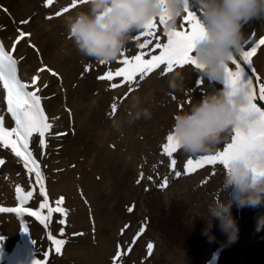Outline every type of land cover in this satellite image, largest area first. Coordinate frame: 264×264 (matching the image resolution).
<instances>
[{
    "label": "rangeland",
    "instance_id": "rangeland-1",
    "mask_svg": "<svg viewBox=\"0 0 264 264\" xmlns=\"http://www.w3.org/2000/svg\"><path fill=\"white\" fill-rule=\"evenodd\" d=\"M13 1L0 0L1 9L13 12L9 8ZM27 4L29 7L11 22V28L0 23V42L17 60L18 70L22 73L28 90L36 91L41 87L36 86V80L31 81L28 78L32 72L28 67L29 63L21 56L18 59L15 51H19L22 42L27 44L34 32L42 28L45 33L39 37L40 42L43 38L55 36L52 42L48 43L46 40L44 46L38 43L39 48H35L39 52L40 61L49 65L59 50L67 49L61 42L67 33L64 32V22L60 21L61 15L57 16L53 11L44 13L40 6H36V0H27ZM25 21L27 22L22 23ZM185 26L186 22L181 19L177 29ZM163 27L158 23L156 31L162 33ZM20 32L26 35L21 37ZM245 33L247 39L244 50H250L259 39L264 38V22L246 25ZM2 34L6 38L9 37L12 45L10 49ZM138 34L139 32L133 33L132 43L127 44L124 50L129 57L133 53L138 54L137 45L144 40V37H141L139 42L135 41L134 37ZM161 40H164L162 34L155 38V42ZM263 46L258 48L257 53ZM72 47L75 45L72 44L70 49ZM144 51L148 56L153 54L156 51L155 43ZM261 54V57L252 59L255 74L260 81H264V49ZM121 59L120 56L118 60L108 64L92 60L89 62V69L92 74L97 72V76L98 71L105 75L107 71L122 66L119 64ZM60 62L63 63L62 60ZM97 63L99 65L96 69L94 65ZM39 69L41 67L37 66L36 70ZM177 71L184 77L183 87L173 90L169 88L168 81ZM80 80L84 81L83 91L77 94L80 100H88L84 96L90 93V89L99 103L103 100V104L98 108L97 133L87 137L88 143H91L88 158L82 160L81 172L71 178L73 181L79 180L76 191L70 192L77 193L85 210L84 215L80 214L78 219L70 217L67 207L68 185L60 190L50 186L55 184L58 176L63 177L64 183L71 181L66 176L69 165L65 164L67 155L63 154L62 146L68 143L64 139L76 133L77 126L69 119H62L60 114L54 115L51 102L56 93H40L41 107L52 128L44 137L46 147L38 146L39 134L33 133L29 148L40 164L49 203L55 206V201L62 197V206L67 215L65 218L59 213H53L47 221L48 226L45 227L29 215L24 217L15 213H0V237L4 238L0 240V264H10L9 254L15 243H20L28 253V264H34L37 259L42 264H94L87 260L85 250L91 245L97 249L101 241L96 239L101 238L108 244L106 250L100 254L103 264H264V227L257 230L258 222L264 217V202L256 207H239L233 203L231 213L239 229L235 242H229L228 235L220 228L219 220L213 222L210 232L205 235L208 205L214 199H223L226 195L220 191L224 166L219 162L204 164L189 174L185 171L186 160H197L202 155L193 156L178 149L174 157H167L162 152L166 137L171 133L174 115L186 111L204 94L222 85H212L206 80L201 83L193 65H176L173 71L167 74L154 70L153 74L138 85L132 86L121 78L105 81L92 75ZM117 81L119 86L113 89L111 83ZM101 85L104 89H101ZM42 89L45 90L44 85ZM58 96L64 104L66 90L59 92ZM72 100V97L67 99L70 112ZM137 101L138 106L134 109L132 105ZM47 103L49 108L45 109L43 104L47 106ZM113 104L117 105L115 112L112 109ZM143 108L151 111V118H134L135 112ZM0 115L4 116L5 124L9 128L15 126L6 110L2 82ZM58 133L63 135H57ZM233 134L230 133L217 151L210 154L223 150L227 143L231 142ZM78 141L84 143L85 139ZM130 150L134 152L132 157ZM172 158L177 159L174 170L170 165ZM0 159L5 161L0 166V208L20 204L18 195L31 191L32 197L22 206L37 210L38 205L43 202V197L39 193V185L35 182L34 172L29 174L23 162L15 157L10 149H4L2 146ZM5 165L9 167L4 169ZM175 171H179L181 175L177 177ZM165 179L168 181L166 188L161 187ZM17 188L21 189L20 193H17ZM61 219H66V223L60 224ZM25 228L28 230L25 231ZM49 234L65 241L60 253L56 252V246L48 239ZM150 243L153 245L151 252L148 248ZM240 248H243V251H240Z\"/></svg>",
    "mask_w": 264,
    "mask_h": 264
},
{
    "label": "clouds",
    "instance_id": "clouds-1",
    "mask_svg": "<svg viewBox=\"0 0 264 264\" xmlns=\"http://www.w3.org/2000/svg\"><path fill=\"white\" fill-rule=\"evenodd\" d=\"M86 5V9L67 16L64 23L76 50L99 62L118 60L133 33L153 19L163 17L165 30L173 31L188 11H196L203 34L191 53L194 69L201 81L222 86L175 114L171 134L180 150L198 156L217 151L236 128L248 127V87L243 83L225 84L224 77L234 55L244 49L246 25L264 22V0H86ZM183 79L181 72L173 73L169 88L181 89ZM137 106L138 101L132 105L134 109ZM141 116L151 118V111L139 109L134 118ZM224 168L220 191L226 195L208 205L204 233L207 235L213 222L219 220L229 242H235L239 229L231 213L233 203L256 207L264 202V148L234 155ZM262 227L264 217L257 230Z\"/></svg>",
    "mask_w": 264,
    "mask_h": 264
},
{
    "label": "snow or ice",
    "instance_id": "snow-or-ice-1",
    "mask_svg": "<svg viewBox=\"0 0 264 264\" xmlns=\"http://www.w3.org/2000/svg\"><path fill=\"white\" fill-rule=\"evenodd\" d=\"M80 2L86 3V0H80ZM72 3L75 7V0H72ZM52 4L53 0H46V6H51ZM69 10L66 7L63 9V12H57L56 15L60 16L69 12ZM51 18L49 17V19ZM183 20L186 22L185 27L173 31H166L165 27H163L161 33L157 32L156 29L158 23L164 26V18L153 19L134 37V40L137 42L141 40V37H144L143 42H139L137 45L138 54L133 53L129 57L124 51L121 54L122 59L119 61V64L122 66H118L115 70L107 71L105 75L98 77V79L113 81L114 78H121L123 82L132 86L138 85L139 82L143 81L150 74H153L154 70H159L161 74H167L168 72H172L176 65L194 66L195 60L191 53L195 43L203 34V24L196 11H188ZM161 34L164 40L155 42V38ZM25 35V33L20 32L21 37ZM153 43H155L156 51L149 57L144 50L148 49ZM261 45H264V38L259 39L254 46L250 47V50L243 49L236 53L224 77L225 84L235 85L243 83L248 87L249 104L247 112L251 117L248 127L236 128L232 132L234 134L232 135L231 142L227 143L223 150L214 154L202 155L197 160L187 159L185 171L189 174L204 164L219 162L223 166H226L228 159L234 155L258 147L264 148V81H261L258 85L255 83L260 78L255 75L252 59ZM100 63L108 64L109 62ZM33 79L37 80L39 77H34ZM0 82L3 83V87L7 92V112L10 113L12 120L15 122V126L9 129L5 127L4 116L0 115V146L4 149H10L15 157L23 162V166L29 174L34 172L35 182L39 185V193L43 197V202L38 205L37 210L23 206L6 207L0 208V213H15L20 216L27 214L35 217L37 221L47 227V221L51 219L53 213H59L65 218L67 213L66 209L62 206V197L55 201V206L49 203L44 176L40 169V164L29 149V141L33 133H38V146L46 147L44 137L52 128V124L48 122L45 111L41 107V96L36 94L39 89H36V91L28 90V85L23 83L18 75L17 60L5 49L2 42H0ZM118 86V81L111 84L113 89ZM44 87H47V85H44ZM116 108L117 105L113 104V112H115ZM57 135H63V133H58ZM178 149L180 148L174 136L171 133L168 134L166 143L162 146L163 154L167 157H174ZM4 163L5 161L0 159V166ZM170 165L174 170L177 166V159L172 158ZM175 175L179 177L181 173L175 171ZM148 179L152 178L148 177ZM167 184L168 181L165 179L161 187L166 188ZM16 191L20 193L21 189L17 188ZM32 195L33 193L28 191L23 195H18L17 198L20 204L23 205ZM59 223L65 224L66 219H61ZM27 230L25 228V231ZM3 239V237H0V240ZM48 239L56 246V252L60 253L65 241L56 239L51 234H49ZM152 247L153 245L150 243L148 245L149 252H151ZM45 255H48V253H45ZM34 264H42V262L37 259L34 261ZM43 264H47V262H43Z\"/></svg>",
    "mask_w": 264,
    "mask_h": 264
},
{
    "label": "bare ground",
    "instance_id": "bare-ground-1",
    "mask_svg": "<svg viewBox=\"0 0 264 264\" xmlns=\"http://www.w3.org/2000/svg\"><path fill=\"white\" fill-rule=\"evenodd\" d=\"M61 1L63 0H53V4L51 6H46V0H36V6H40V8L44 11V13L49 12V11H53L56 13L63 12L64 8L66 7L69 8L70 9L69 12L62 14L59 17L60 21H63V22L65 21V18L67 16L73 15L77 11L84 10L87 7L86 3H81L80 0H75V7L73 6L72 0H64L63 2ZM57 2H61V3L58 4ZM28 7L29 5L27 4V0H14L9 6V8H11L14 13L12 11H11L12 13L9 12L8 10L5 11L1 9L0 7V23L6 25L8 28H11L12 27L11 22L14 19H16L15 17H17L18 14H21L22 12H24ZM64 32L67 33V36L65 38L63 37L61 42H63V46H65V48L67 49L63 50L62 48V50H59L57 52L56 57H54L48 63L50 66L44 65V62L42 63V61H40L38 57L39 52L36 51V49L39 48L37 47L38 43L40 44V46H44L46 43V40L48 43H50L54 40L55 36H53L52 38L50 37L43 38L40 42L39 37H42V35H44L45 33L43 32L42 28L41 30L34 32L32 39L29 40L27 44H25V42H22L20 46V50L15 51V54L16 56H18V59H19V56H21L26 63H29L28 67L32 69V72H30L28 78H30L31 81H33L34 77H39V79L36 80L38 82L36 86H39L41 88L39 92L36 93L37 95H39L40 93L41 94L56 93V97H54V100L52 98V102H51V105H52L51 109L55 111L54 115L60 114V117L62 119L64 120L69 119L72 121L71 123L74 126H77L76 133H73L67 139H64V141H68V143L66 142L65 145L62 146L63 154L67 155V162L65 164L67 165L68 163L69 165L68 174L66 176L69 179H71V178H75V175L77 176V174L81 172V164L83 163L82 160H85L86 158H88V155L90 153L89 145L91 143L90 144L88 143L87 137L91 136L92 134L97 133V129L99 127L96 121L97 115L99 113L98 108H100V106L103 104V100L99 103V100L96 97H94V92L92 91V89L89 88L90 86L88 87V89H90L89 90L90 93L84 96L85 99H88L87 101L80 100L77 97L78 92L83 91L84 89V87H82V84L84 83V81H81L80 79L89 78L92 75L94 77H100V76H103V74L102 73L100 74L99 71H98L99 73L98 76H97V72H94L93 74L91 73V71L89 70V65H90L89 62L94 59L82 56L76 50V47H72L70 49V46L74 43L69 37L68 31L66 28L64 29ZM49 35H52V34H49ZM2 36L5 39L6 45L10 49L12 45L9 41V37L6 38L3 34ZM130 43H132V39L129 41L128 44ZM23 44H25L24 47H23ZM263 49H264V46L254 56L255 59L257 57H261L262 55L261 52L263 51ZM67 51H71V53ZM60 60L63 61L62 64ZM98 65L99 63L94 65V67L97 69ZM37 66H40L41 69L43 70L41 71V69H39V71H37L38 70V69L36 70ZM22 80L25 82L24 79ZM43 85H47V87H45V90L42 89ZM101 89H104L102 85H101ZM63 90H66V98H65L64 104H63V100L59 99V96H58L59 92ZM5 97H6V91H5ZM70 97L73 98L72 100L73 105L71 107L72 112L69 111L68 101H67V99ZM43 105L45 109L49 108L48 103H47L48 107L46 106V104H43ZM12 123L15 124L14 120H12ZM5 127L9 128L6 124H5ZM59 131H61V129ZM102 135H103V132L100 133V136ZM79 139H85L84 143L83 142L81 143L80 141H78ZM49 142L51 141L49 140ZM52 153L53 152H51V154ZM129 154H131V157L134 156V152L131 150ZM59 165L60 164L58 163L57 166ZM7 166L8 165H5L4 169ZM64 182L65 181L63 180V177L60 178V176H58L55 184L54 185L52 184L50 186L52 189L55 186V189H58V190H60L62 187L67 188V185L69 186L67 190L69 191L68 197H67L68 199L67 207H68L69 215L71 218L78 219L80 214L84 215L85 210H84L83 205L81 204L80 198L77 196V193L75 194L70 191H74V190L76 191L77 183L79 182V180L73 181L71 179L70 182L66 181L68 183H64ZM23 216L26 217L27 214H24ZM83 223L85 222L83 221ZM96 240L101 241L98 244L97 249L94 248L93 245H91L87 247V250H85L87 254V260L94 264H103V261L100 258V254L106 250V248L108 247V244L102 238L101 240L100 239H96ZM239 250L243 251V248H240ZM9 261H10V254H9Z\"/></svg>",
    "mask_w": 264,
    "mask_h": 264
},
{
    "label": "water",
    "instance_id": "water-1",
    "mask_svg": "<svg viewBox=\"0 0 264 264\" xmlns=\"http://www.w3.org/2000/svg\"><path fill=\"white\" fill-rule=\"evenodd\" d=\"M249 71H250V69H249ZM255 83L258 85L259 84V80H257Z\"/></svg>",
    "mask_w": 264,
    "mask_h": 264
}]
</instances>
